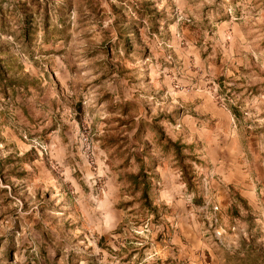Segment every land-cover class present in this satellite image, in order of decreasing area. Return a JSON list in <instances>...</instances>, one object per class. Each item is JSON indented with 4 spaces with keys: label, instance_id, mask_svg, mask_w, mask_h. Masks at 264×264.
Masks as SVG:
<instances>
[{
    "label": "rangeland",
    "instance_id": "374dc122",
    "mask_svg": "<svg viewBox=\"0 0 264 264\" xmlns=\"http://www.w3.org/2000/svg\"><path fill=\"white\" fill-rule=\"evenodd\" d=\"M0 50V264H264V0H0Z\"/></svg>",
    "mask_w": 264,
    "mask_h": 264
},
{
    "label": "trees",
    "instance_id": "16d2710c",
    "mask_svg": "<svg viewBox=\"0 0 264 264\" xmlns=\"http://www.w3.org/2000/svg\"><path fill=\"white\" fill-rule=\"evenodd\" d=\"M72 0H67V2H71ZM91 3V2H90ZM93 4V3H92ZM146 6L148 4H145ZM143 13H145L146 15L149 16L150 21H152V19L155 17L153 14L154 12L152 11H144L142 12L140 10V14L142 15ZM48 19H49V15L45 16V24L46 26L48 25ZM31 27H29V25L26 26L25 28V33L28 34L30 31ZM8 64V66L6 65ZM13 63L8 60V59H3V54L0 50V91L2 94H4L5 96L8 95L9 91H12L13 93L16 92L17 88H20L22 90L28 91L30 86H35L36 81L31 79L29 77V75H23V76H12L9 73V69H11L12 71V67H9L10 65H12ZM9 67V69L7 68ZM127 115V109H125L124 111V116ZM134 123V120L132 118H130L127 122H122L121 126H129L131 124ZM143 133V131H142ZM110 143L112 144H118V139L117 138H109L108 140ZM167 143L170 144L171 142L169 140H167ZM149 159V163L150 168L153 169L157 166V160L156 158H154V156L150 155V157H148ZM146 168H147V162H142L141 166H140V170L137 174H129L128 175V179L129 182L131 184V189H132V194L136 195L139 194V198H138V202H142L143 205H145L146 207H148L149 209L152 208V200L150 198V192L152 189V184L151 182H149L148 177L146 176ZM188 174V171L186 170L185 175ZM236 198L241 201L242 203L246 204V201L239 195H236ZM233 208L236 210L235 206H233ZM237 213V212H236Z\"/></svg>",
    "mask_w": 264,
    "mask_h": 264
},
{
    "label": "crops",
    "instance_id": "0c3cea01",
    "mask_svg": "<svg viewBox=\"0 0 264 264\" xmlns=\"http://www.w3.org/2000/svg\"><path fill=\"white\" fill-rule=\"evenodd\" d=\"M57 259L56 258H52V256H49V258H46L45 260V264H56Z\"/></svg>",
    "mask_w": 264,
    "mask_h": 264
}]
</instances>
